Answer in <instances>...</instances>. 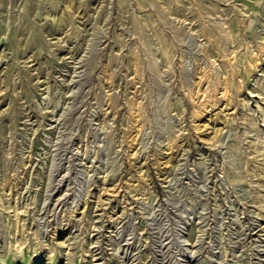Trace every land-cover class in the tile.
Segmentation results:
<instances>
[{
  "label": "rangeland",
  "instance_id": "rangeland-1",
  "mask_svg": "<svg viewBox=\"0 0 264 264\" xmlns=\"http://www.w3.org/2000/svg\"><path fill=\"white\" fill-rule=\"evenodd\" d=\"M0 264H264V0H0Z\"/></svg>",
  "mask_w": 264,
  "mask_h": 264
}]
</instances>
